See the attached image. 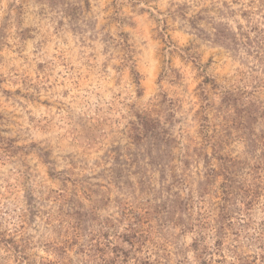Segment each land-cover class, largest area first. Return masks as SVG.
Here are the masks:
<instances>
[{"label":"rangeland","instance_id":"rangeland-1","mask_svg":"<svg viewBox=\"0 0 264 264\" xmlns=\"http://www.w3.org/2000/svg\"><path fill=\"white\" fill-rule=\"evenodd\" d=\"M110 247L264 264V0H0V264Z\"/></svg>","mask_w":264,"mask_h":264},{"label":"trees","instance_id":"trees-1","mask_svg":"<svg viewBox=\"0 0 264 264\" xmlns=\"http://www.w3.org/2000/svg\"><path fill=\"white\" fill-rule=\"evenodd\" d=\"M110 249L112 250V252L114 253V256L112 257L110 261V264H126L128 261V257L129 256V252L130 250H120L117 247H110ZM119 254H117V252ZM116 252V253H115ZM223 258V255H221ZM213 256H203L201 254H195V256L193 257V259H188L186 257H184L182 260L178 261L177 264H226L225 263V259L224 260H214L212 258ZM215 262V263H214ZM139 264H165V263H161L159 260H151V257H149L148 255H143L140 259H139Z\"/></svg>","mask_w":264,"mask_h":264}]
</instances>
